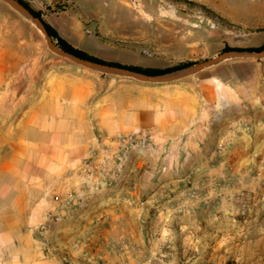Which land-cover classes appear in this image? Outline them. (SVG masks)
I'll use <instances>...</instances> for the list:
<instances>
[{
  "label": "crops",
  "instance_id": "obj_1",
  "mask_svg": "<svg viewBox=\"0 0 264 264\" xmlns=\"http://www.w3.org/2000/svg\"><path fill=\"white\" fill-rule=\"evenodd\" d=\"M32 1L50 11L44 20L69 44L102 60L162 69L201 54L194 19L158 31L124 0L111 2L108 20L100 11L110 0ZM24 24L0 0V35L15 41L10 54L0 47V86L16 82L23 99ZM41 62L33 82L47 90L18 121L0 125V264H246L247 244L264 237V57L219 62L206 77L169 82L106 78L57 58L43 65L47 76ZM146 128L152 141L130 148L120 163H100V136ZM80 188V203L55 211ZM119 238L128 245L108 247Z\"/></svg>",
  "mask_w": 264,
  "mask_h": 264
},
{
  "label": "rangeland",
  "instance_id": "obj_2",
  "mask_svg": "<svg viewBox=\"0 0 264 264\" xmlns=\"http://www.w3.org/2000/svg\"><path fill=\"white\" fill-rule=\"evenodd\" d=\"M31 6L35 5L32 0H26ZM128 6V9L132 12L133 16L138 18L140 21H146L149 23L148 28L152 27L153 30L160 31L161 29H167V27L174 26L179 28L181 24H189L188 19H194L195 22H199L201 30V54L195 57L191 61H201L206 58H210L221 52L224 45L231 47H251L260 46L264 44V0H124ZM111 2H119V0H110L106 3V6H101L100 13L102 17L108 19H113L115 15L116 7L111 6ZM121 2V1H120ZM56 7H62V3H56ZM108 6V7H107ZM133 8V9H132ZM137 10V11H136ZM140 10V11H139ZM136 11V12H135ZM129 12V11H128ZM50 11L44 8L42 10V17L48 18ZM20 15L24 18L23 33L25 38L24 44V65L18 68V72L24 73L25 81L23 85L22 94L24 99L17 98L16 96V82H9L8 84H2L0 90L8 91L9 98H0V108H5L9 111L8 114H0V125L1 123H8L10 126L18 121V118L23 112H28L32 109V103L34 101V96L39 92L43 93L47 90L48 84L39 82H33L34 66L38 64V60H42L40 74L46 71L48 76V71L50 70L47 64L50 60L57 58L62 60H70L64 56H61L54 51H52L42 34V32L25 16L21 13ZM121 15H124L121 13ZM182 18L184 20H182ZM186 20V21H185ZM151 23V25H150ZM109 24L105 21L104 25ZM190 25V24H189ZM141 27V26H140ZM143 27V26H142ZM16 26H14V31H16ZM20 30V25H19ZM208 32L214 34L208 37ZM100 37H104L101 36ZM159 37V36H158ZM214 40L216 45H213ZM210 41V42H209ZM12 36L0 35V47L3 49L4 54H10L12 46H14ZM147 51L148 47H144ZM8 50V51H7ZM16 52H14L15 54ZM234 60H251L256 62L259 58L252 57L251 59L245 58H230L223 60L221 62H232ZM187 61V60H184ZM180 61V62H184ZM44 62V63H43ZM241 62V61H240ZM179 62H176L177 64ZM239 73L244 72V66L239 65ZM214 65L211 67H206L193 76L197 78H202L208 76L210 73L214 72ZM243 69V71L241 70ZM15 73L16 69L13 70ZM106 78H121L119 75L103 73L97 71ZM13 76L10 74V79ZM108 84V82H106ZM40 88V89H39ZM13 111V112H12ZM28 138H33V131L26 127L22 132ZM26 167H32V164L26 163ZM32 170H30L31 173ZM14 172H10V175H14ZM190 178L188 177V180ZM17 180H10L9 186L12 187L16 185ZM188 187H191L190 180L187 181ZM225 185V184H224ZM223 187H226L224 186ZM4 181L2 183L0 179V189L4 188ZM190 191L196 190L194 188H188ZM192 198H196V195H189ZM240 202L241 209L247 207L246 200L248 199L245 195H238L236 197ZM209 203L212 202L208 201ZM245 213L244 211L242 212ZM240 213V214H242ZM249 247L245 249L247 255L246 264H264V237L259 238L257 243L247 244ZM233 261L227 260L226 264H231ZM235 263V262H233ZM205 264H212L211 261ZM245 264V263H244Z\"/></svg>",
  "mask_w": 264,
  "mask_h": 264
},
{
  "label": "water",
  "instance_id": "obj_3",
  "mask_svg": "<svg viewBox=\"0 0 264 264\" xmlns=\"http://www.w3.org/2000/svg\"><path fill=\"white\" fill-rule=\"evenodd\" d=\"M3 1L8 3L12 8H14L16 11L21 13L28 20H30L42 32L48 47L55 53L61 56H64L70 60H73L74 62L84 65L88 68H91L93 70L101 71L103 73L115 74L119 76L132 77L136 80H140L144 82L173 81V80L182 78L184 76L195 74L203 70L206 67H210L223 60L230 59V58H252V57L262 58L264 57V48H262L261 50H257V51L231 49V50L221 51L213 57L206 58L201 61H196L188 66H185L175 71L160 73V74H146V73L130 70L128 68H124L121 66H113L110 64H106V63H100V62L83 59V58L77 57L65 51L63 48H61L58 44H56L52 40L45 26L41 22V20L38 17L34 16L32 12L29 11V9H27L21 2H19L18 0H3Z\"/></svg>",
  "mask_w": 264,
  "mask_h": 264
},
{
  "label": "built area",
  "instance_id": "obj_4",
  "mask_svg": "<svg viewBox=\"0 0 264 264\" xmlns=\"http://www.w3.org/2000/svg\"><path fill=\"white\" fill-rule=\"evenodd\" d=\"M153 137L154 132L152 129L147 128L110 138L100 136V140L104 139L105 141L101 147L100 163H108L109 160H112L115 163H120L130 148L148 143L153 140ZM87 160L88 159L84 160L83 164H88L89 162ZM225 186H227V184H225ZM218 188L221 190L223 185H218ZM82 191V188H80L79 191H69L66 196L59 201L55 211L80 203ZM189 195H196V192L194 190H189ZM239 195H243V193L241 192ZM127 245L128 243L125 238L112 240L108 243V247L110 248L117 247L121 249ZM98 264H107V262L100 260Z\"/></svg>",
  "mask_w": 264,
  "mask_h": 264
},
{
  "label": "trees",
  "instance_id": "obj_5",
  "mask_svg": "<svg viewBox=\"0 0 264 264\" xmlns=\"http://www.w3.org/2000/svg\"><path fill=\"white\" fill-rule=\"evenodd\" d=\"M19 2H21L27 9H29V11L32 12V14L36 17H38L41 22L43 23V25L45 26L49 36L52 38V40L58 44L61 48H63L65 51L83 58V59H87V60H91V61H95V62H100V63H106V64H110L113 66H121L124 68H128L130 70H134L137 72H142V73H146V74H160V73H166V72H171V71H175L178 69H181L185 66H188L192 63H194V61L191 60H187L184 62H179L177 64H174L172 66L166 67V68H162V69H153V68H146V67H140V66H133V65H125V64H120L117 62H112V61H106V60H102L100 58H97L85 51H82L80 49H77L75 47H73L71 44H69L63 37H61L59 35V33L48 23L44 20V18L42 17V12L40 10H36L34 8H32L30 6V4L26 1V0H18ZM262 48H264V44L260 45V46H251V47H231L228 45H224V47L222 48L221 51H225V50H231V49H236V50H261Z\"/></svg>",
  "mask_w": 264,
  "mask_h": 264
},
{
  "label": "bare ground",
  "instance_id": "obj_6",
  "mask_svg": "<svg viewBox=\"0 0 264 264\" xmlns=\"http://www.w3.org/2000/svg\"><path fill=\"white\" fill-rule=\"evenodd\" d=\"M132 9H133V8H132ZM136 11H137V10H136ZM136 11H135V12H136ZM139 11H140V10H139Z\"/></svg>",
  "mask_w": 264,
  "mask_h": 264
}]
</instances>
